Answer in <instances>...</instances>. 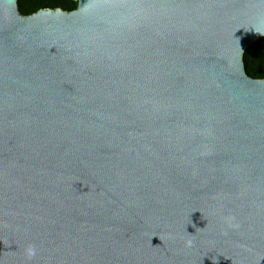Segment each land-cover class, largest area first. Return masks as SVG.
I'll return each instance as SVG.
<instances>
[{"label": "water", "instance_id": "obj_1", "mask_svg": "<svg viewBox=\"0 0 264 264\" xmlns=\"http://www.w3.org/2000/svg\"><path fill=\"white\" fill-rule=\"evenodd\" d=\"M0 0V264H264V0Z\"/></svg>", "mask_w": 264, "mask_h": 264}, {"label": "trees", "instance_id": "obj_2", "mask_svg": "<svg viewBox=\"0 0 264 264\" xmlns=\"http://www.w3.org/2000/svg\"><path fill=\"white\" fill-rule=\"evenodd\" d=\"M22 15H32L43 9H62L71 12L77 8V0H17ZM247 75L252 79L264 80V38L249 47L244 55Z\"/></svg>", "mask_w": 264, "mask_h": 264}]
</instances>
